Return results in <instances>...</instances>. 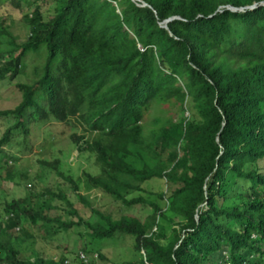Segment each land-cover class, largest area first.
<instances>
[{
    "label": "trees",
    "instance_id": "1",
    "mask_svg": "<svg viewBox=\"0 0 264 264\" xmlns=\"http://www.w3.org/2000/svg\"><path fill=\"white\" fill-rule=\"evenodd\" d=\"M48 2L46 14L38 6L24 15L22 44L0 23V81L22 75L27 56L43 60L32 83L16 85L17 107L0 112L13 122L0 154L13 133L28 137L27 121H75L93 135H73L77 151L100 168L83 175L85 189L149 215L96 212L90 225L71 210L76 222L66 225L24 199L5 204L0 229L25 239V224L36 223L45 236L52 223L99 241L123 235L142 264H264V0ZM158 107L167 117L146 134L142 123ZM44 165L59 173L57 162ZM153 180L165 181L164 208L141 194ZM166 227L169 239L159 235ZM0 252L6 264H55L23 261L9 242Z\"/></svg>",
    "mask_w": 264,
    "mask_h": 264
},
{
    "label": "rangeland",
    "instance_id": "2",
    "mask_svg": "<svg viewBox=\"0 0 264 264\" xmlns=\"http://www.w3.org/2000/svg\"><path fill=\"white\" fill-rule=\"evenodd\" d=\"M50 4L48 0H0V23L4 22L11 37L22 44L29 37L24 15H31L38 6L46 14ZM42 62L38 57L27 56L22 75L12 81H0V112L17 107L21 94L16 85L32 83ZM166 117L161 107L155 108L142 123L145 133L152 130L157 119ZM187 117L190 116L187 114ZM12 124V121L0 119V137ZM26 127L29 130L28 137L25 138L21 131L15 132L10 138L11 145L1 149L4 154H0V227L7 218L5 204L24 199L31 206L37 204L43 209L48 208L45 209L48 218L60 220L66 225L76 222L69 213L71 210L90 225L99 222L96 212L116 220L133 217L144 222L149 215L146 207L126 209L102 192L85 189L83 175L98 176L100 168L94 154L79 153L71 139L73 135L83 136L85 140L93 137L84 125L75 121L60 124L49 119L39 123L27 121ZM56 162L61 178L54 169L44 165ZM68 180L75 184L80 198L75 195L74 187ZM142 189L145 192L141 194L146 200L157 203L161 208L165 207L166 203L158 199V195L165 192V181L147 182L142 185ZM58 195L67 198L72 207L69 208L64 199L52 200V196ZM38 224L32 227L25 224L31 234L30 239L22 237L20 230L8 232L0 229V243L9 242L23 261L42 259L55 264H142L140 255L134 250L133 238L117 235L114 239L99 241L90 237L84 227L74 226L70 232H65L57 227V223L51 224L54 233L45 236L43 230L38 229ZM46 231H51L50 225L45 228ZM159 235L169 239V227L162 229ZM81 254L86 257V263L79 259Z\"/></svg>",
    "mask_w": 264,
    "mask_h": 264
},
{
    "label": "built area",
    "instance_id": "3",
    "mask_svg": "<svg viewBox=\"0 0 264 264\" xmlns=\"http://www.w3.org/2000/svg\"><path fill=\"white\" fill-rule=\"evenodd\" d=\"M0 256H1V252H0ZM83 263H86L87 262V260H86V257L84 256V255H80V258H79ZM0 264H2V263H0Z\"/></svg>",
    "mask_w": 264,
    "mask_h": 264
},
{
    "label": "clouds",
    "instance_id": "4",
    "mask_svg": "<svg viewBox=\"0 0 264 264\" xmlns=\"http://www.w3.org/2000/svg\"><path fill=\"white\" fill-rule=\"evenodd\" d=\"M1 259H2V257L0 256V263H2V264H6L5 262H2Z\"/></svg>",
    "mask_w": 264,
    "mask_h": 264
},
{
    "label": "water",
    "instance_id": "5",
    "mask_svg": "<svg viewBox=\"0 0 264 264\" xmlns=\"http://www.w3.org/2000/svg\"><path fill=\"white\" fill-rule=\"evenodd\" d=\"M145 6V5H144ZM164 28H166L165 26H163Z\"/></svg>",
    "mask_w": 264,
    "mask_h": 264
}]
</instances>
